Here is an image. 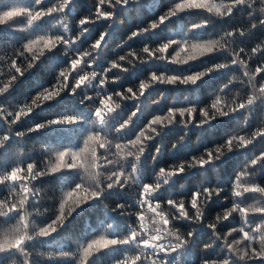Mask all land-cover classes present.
<instances>
[{
	"label": "trees",
	"instance_id": "1",
	"mask_svg": "<svg viewBox=\"0 0 264 264\" xmlns=\"http://www.w3.org/2000/svg\"><path fill=\"white\" fill-rule=\"evenodd\" d=\"M59 2L60 0H42V4L38 7L47 8ZM187 2L188 0H137L127 6L116 8L109 7L106 2L101 7L103 10L113 11V22L100 20L87 25L88 30L71 47L58 45L56 49L45 52L31 69L0 95V108L7 107L11 110L14 105L21 104L25 100L30 102L36 93L57 86L61 83L58 80L59 72L65 68L70 70L69 58L74 53L89 50L91 44L105 31L107 32L102 47L94 54L92 67L85 66V71L90 72L93 69L98 72L103 71L104 68L110 66L111 61L118 60L120 55H126L129 52H136L146 59L147 54L142 53L145 46L155 48L169 40L219 39L227 31L236 29L243 31L245 28H250L253 23L256 26L251 27L250 31L244 35L233 33L235 37L233 49L238 51L243 48L245 50L240 53V56L247 62L249 70L254 71L257 66L264 65V23H259L262 16L255 11L262 6L260 0H254L253 7L246 4L236 6L229 16L223 18L200 10H190L170 18L154 30L128 39L133 31L146 28L151 22H158V18L173 8L176 3ZM197 2H204V0H197ZM215 2L220 3V0H215ZM97 3L98 0H71L63 14L64 19H61L58 14H53L31 26H26V16H21L14 22L0 25V70L4 73L0 75V80L10 78L7 73L12 59H16L21 65H26L30 60L31 54L20 55L23 52V44L29 39L39 35L74 38L80 31L78 20L83 17L94 19ZM14 4L30 8L34 6V0H0V9L10 8ZM202 17L210 19L211 22L201 29L188 31L191 25L200 23ZM21 28L23 30H20ZM257 45H260L261 51L253 54L252 49ZM177 51V45H172L165 53L166 58H171ZM167 59L165 61H145L132 66L125 65L128 70L124 73L113 70L108 74L109 79H115L117 76L120 78L107 83L103 90L96 87L99 83L98 76L93 81L92 87H81L73 93L71 87L75 82V74H71L69 87L53 100L36 108L30 116L14 125L8 123L11 117L0 118V137L7 136L3 146H0V174L10 171L17 164L26 170L30 163L34 164L36 170L45 173L29 185L35 193L25 205L29 213L30 234L33 228L47 226L57 215H60L61 203H65V211L75 206L76 195L67 200L65 197L67 191L72 190L81 181L80 171L64 168L51 173L50 168L58 162L57 153L61 151L67 153L65 163L71 164V154L84 147L83 141L90 132L106 133L112 138L114 135L112 130L129 114L136 111L137 114L133 117L132 123L127 129L122 130L119 136L121 140L132 139L153 115H164L169 108L209 105L211 99L220 92L221 87L233 77L238 79L233 80L224 89L223 94L239 93L246 97L251 92L246 84L242 86L239 83L240 79H247L243 77V71L238 65H230L203 77L196 85H153L140 98V101L122 102L121 107L104 124L95 121L92 110L98 106V98H96L98 91L101 94H113L115 91H123L129 87L135 88L140 80L146 79L153 72L181 76L192 74L203 71L214 64L230 61L231 56L223 51L213 53L192 61L189 65L180 66L179 71H177L178 66L168 63ZM121 63L125 64V62ZM261 79H264V73L257 77V81ZM85 95L95 99L85 100ZM157 98H159V103H152ZM65 116L77 117V120L72 124H48L46 127L29 131V129H35L38 124H46L48 121L58 120ZM194 118H199L198 112L194 114ZM262 124H264V97H257L245 109L227 117L218 118L210 125L198 128L193 123L188 126L187 130L182 125H170L160 136L149 142L145 156L139 165L137 178L141 183H151L159 168H168L173 162L188 160L204 149L222 143L230 135L237 133L250 135ZM185 132H187L186 139L176 149L169 151L172 143L179 136L185 135ZM18 133H23V135H18ZM197 136H199L198 140ZM158 144L160 151L156 153V158L153 160L152 154ZM103 151L98 150L100 154H103ZM262 152H264V136H259L246 148L228 153L222 161L216 162L215 167L206 166L204 169H192L181 173L157 190L152 197L154 202H160L167 209L168 205L165 203L167 200L183 199L186 201V208L194 213L187 202L199 187L215 186L224 189L219 196L209 201L204 209L205 219L200 225H195L186 219L172 222L173 226L181 231L194 229L186 245L166 252L145 249L144 256L151 255L154 259L163 260L164 264H202L205 260L220 261L223 259H228L229 264H264V258L242 262L232 257L221 246L222 241L217 240L212 244L215 239L212 236L213 230L206 226V222L213 220L216 214L231 207L233 199L230 196V190L235 182L236 174ZM104 170L107 171V169ZM249 171L255 173L249 178L250 182L264 186V159L252 165ZM12 189L11 182L0 183V201L8 200L9 203L13 201L18 203L20 197L17 193L23 195L20 185L17 184L14 191ZM139 191V184H137L132 188L117 187L101 192L97 198L76 207L64 223L58 224L57 230L49 236L34 237L26 241L22 251L14 249L0 252V264H24L25 254L28 257V264H78L82 245L86 246L88 242L102 235L108 239H125L131 231L130 225L139 230L137 214L146 209V206H140L136 202L139 199ZM257 200L260 198L254 193L245 194L240 198L242 204L254 203ZM260 203L264 206V200H260ZM117 205H122V207H117ZM18 217L16 213L0 217V241L4 238V230L11 228ZM261 219L264 217L253 216L250 223L254 224ZM241 224V218L233 214L216 226L217 234L223 237ZM239 236L240 233H233L229 237V242L238 239ZM161 243L165 242L161 241ZM137 244L138 241H131L128 244L110 245L90 256L86 264H119L126 257L139 255ZM207 244H211V247L205 248ZM138 264H152V261L141 259Z\"/></svg>",
	"mask_w": 264,
	"mask_h": 264
},
{
	"label": "clouds",
	"instance_id": "2",
	"mask_svg": "<svg viewBox=\"0 0 264 264\" xmlns=\"http://www.w3.org/2000/svg\"><path fill=\"white\" fill-rule=\"evenodd\" d=\"M40 0H37L39 3ZM238 3L247 4L251 6L253 4V0H237ZM67 3V0H60L57 4V11L63 12L64 5ZM260 3L264 5V0H260ZM232 9L227 6L222 5V11L220 13L221 16H228L231 13ZM258 11L262 19L259 23H264V7H260L256 9ZM44 13H36L32 20H36L39 17L43 16ZM0 22H3L0 20ZM200 23H196L190 26L188 31L193 30L194 28H199ZM256 25L253 23L251 27H255ZM250 28H245L243 31L240 29H236V32L239 35H244L246 32L250 31ZM67 31V30H65ZM187 35V33H186ZM82 36V33H78L74 38L73 37H59V40L64 44H74L76 41H79ZM103 39V36L101 37ZM234 40L235 37L233 35V31H227L223 35L219 37V39H214L212 41L211 50H204L197 47H194L198 44H206L208 41L194 40V39H181V40H172L171 43L177 45L178 51L171 58L167 59L168 63L172 65H176L177 71H179L180 66L189 65L192 61H197L202 57H206L210 54L217 52H227L228 54L232 53L234 48ZM69 44V47H71ZM97 46L99 45V41L96 42ZM52 49H49L51 51ZM95 47L91 49V51H95ZM45 53H41L39 58L42 57ZM88 54V52L81 53V57H84ZM23 55V52H21ZM158 60H166L163 55L157 57ZM37 58L33 57V62L26 68L25 72L33 67ZM238 60L236 57H233L232 63H237ZM15 62L13 61V64ZM131 64L132 61L129 60ZM224 64H218L216 67H224ZM243 66V65H241ZM81 70H83L82 64L79 65ZM62 70L59 72L61 73ZM215 72L214 68H207L203 71L195 72L188 75H176V74H165L160 73L157 77L155 72L149 74V79L140 80V88L134 97H129L127 92L124 93L123 96H120V99H115L113 94H108V98L110 100L109 106L105 109L103 116L95 111V108L92 110V115L95 118V121L99 124H104L105 121L115 113L121 107V101L123 100H134L140 101V98L143 97L147 90L152 88L153 85H196L198 81H200L203 77L208 76L210 73ZM7 75H12L11 71L7 73ZM23 75V74H22ZM21 75V76H22ZM244 76L247 77V80L250 85L251 92L246 97L240 95L239 93L232 95H225L224 89L230 85L234 78H230L226 84L221 87L220 92H218L210 101L209 105L203 107L197 106H186V107H176L169 108L163 116L157 120L155 117L149 119L148 124L144 126L138 134L135 135L132 139L121 140L119 136L122 134V130L128 128V126L132 123L133 117L136 116V111H133L129 114L125 119H123L113 131V137L110 138L106 133L101 134L100 132H90L86 137L90 138V143L88 146L80 152L79 161L73 159L72 169H78L80 171L81 181L75 185L77 189H83L86 192L91 194V197L97 198L101 192L106 191L107 189L114 188H124L127 186L128 188H132L134 185L139 184V199H137V203L140 202L142 190L150 189L148 192L149 196H152L157 192L163 185H167L170 180L174 177L178 176L181 173L190 171L192 169H204L206 166L215 167L216 162L222 161V159L227 156L228 153L233 152L234 150H239L246 148L249 144H251L257 137L264 136V124L257 127L250 135H241L239 133L228 136L222 143L214 144L210 148L204 149L201 153L190 157L188 160H180L173 162L168 168L161 167L155 173L153 181L151 183H141L137 178V172L139 165L142 162V158L145 156L146 150L148 148L149 142L152 141L155 137L161 135L165 128L170 125L178 124L182 125L185 130H187L188 126L195 123L199 128L201 126L210 125L212 121L217 120L218 118L227 117L232 113L238 112L241 109H245L249 105L253 103V101L257 97H264V84H261L259 88L253 83L255 78V72L245 71L243 73ZM152 77H156L152 79ZM20 76L13 77V79L18 80ZM118 77L117 79H119ZM96 79L95 72H84L82 76L79 77V80L76 82V85L73 87L71 92H75L76 88H81V86L85 88L92 87L93 81ZM99 83H103L101 80ZM7 87V85H5ZM2 91V90H0ZM62 92V91H61ZM59 92L56 96L52 97L51 100L56 98L61 94ZM40 92L36 93L31 99L25 100L23 103L14 105L11 110L9 108L4 107L3 112L8 117H11L10 125L16 124L18 121L22 120L25 117H28L32 114V112L43 105L45 102L51 100H43L39 98ZM116 95H120L119 92ZM90 97L85 95L84 99L87 100ZM152 103H159V98L157 100L152 101ZM198 112L199 118H194V114ZM179 117V119H177ZM77 117L73 118V121ZM156 125L155 127L153 125ZM42 128V124L36 125L35 129ZM29 131H31L29 129ZM18 135H23V133H18ZM187 132L185 135L179 136L171 145L169 151L176 149L178 145H180L186 139ZM7 139V136L0 137V144H2ZM199 139V136L196 137ZM98 150H104L103 154H100ZM160 151L159 144L156 147L155 152L152 154V159L155 160L156 153ZM264 159V152L260 155L255 156L245 167L239 171L235 176V182L231 187L230 196L234 199L237 197H242L245 193H258V197L260 200H264V187H260L259 185L250 184V177L254 176L253 173L249 171V168L252 165L258 163L259 160ZM104 169H107L105 171ZM23 187V186H21ZM13 191L15 188L13 187ZM224 191L223 188L220 187H199L195 192L200 194L199 206L195 203L193 207L196 208L195 218L189 216L188 219L192 221L195 225H200L202 223L201 217H205L204 209L208 205L209 201L213 197H217L220 193ZM17 195L20 197L18 204L16 207L21 209V214L18 217L16 223L3 232V237H7L0 241V244L7 247L10 245H19L23 242L32 240L34 237H37V234H45L41 233V227L29 231V223L28 217L29 213L25 208L27 197L21 196L19 193ZM260 200H257L254 203L241 204L239 202H233L230 208H227V211H223L222 213L216 214L215 218L209 222H207L211 226H216L218 222L227 220L228 216L231 214H236L241 218L243 222L245 218L249 214L262 213L264 212V206H261ZM88 200L85 199L84 203ZM178 201H183L180 199ZM81 204H77L76 207H79ZM117 207H122V205H117ZM11 211L8 207V204L0 201V216H5L7 213ZM74 211V210H73ZM72 211L69 212L68 216L71 215ZM162 214L165 216H172V209L163 208ZM181 216L187 215L186 212L181 211ZM64 221L61 222L62 225ZM131 229L135 232L136 235H139L141 232L148 238V240H155L157 237L160 238L161 241L165 243H161L157 245V248L163 250L165 244L174 243L179 240L180 244L186 245L189 241V238L192 237L194 229H189L186 231H181L176 227L168 228L167 226L162 225L156 217L152 215V213L145 209V216L140 221L139 224V232H136V228L130 225ZM249 228V230L245 231V228ZM52 231H56V229H52ZM240 233L238 239H234L231 241L232 244V252L236 259L247 262L254 260V256H264V219L259 220L254 224V226L244 225L243 223L239 227H235L231 229V233ZM212 236L215 237L216 233L213 232ZM187 237V239H185ZM126 240L122 239V241ZM113 240H108L103 243H112ZM179 247V244L177 245ZM169 251H172L171 249ZM145 249L139 247V255L135 256L139 258L144 256ZM67 253H63L65 255ZM131 257H126V259H131ZM151 260V257L149 258ZM24 264H28V257H24ZM78 264H81L80 258L78 260ZM160 264H164L163 261Z\"/></svg>",
	"mask_w": 264,
	"mask_h": 264
},
{
	"label": "snow or ice",
	"instance_id": "3",
	"mask_svg": "<svg viewBox=\"0 0 264 264\" xmlns=\"http://www.w3.org/2000/svg\"><path fill=\"white\" fill-rule=\"evenodd\" d=\"M106 2L109 4V7L116 8V7L127 6L130 3L137 2V0H98V3L96 5V9H95L94 19L89 18V17H83V18H80L78 20V26L80 28L79 33H82V35H83L88 30L87 25L94 24L100 20H107L109 22H113L112 21L113 11H106V10H103V8L101 7V5L105 4ZM70 3H71V0H67V3L64 5L63 12L56 10L58 8V5L49 6L47 8L38 7L39 5L42 4V0H40L39 3H37V0H34V6H32L30 8L20 6L18 4H14L10 8L0 9V20L3 21V22H0V25H5L6 22H14L17 20V18H19L21 16H26V26H31L34 23L40 21L42 18L53 15V14H58V15H60L61 19H64L63 14H64L66 8L70 5ZM222 5L230 7L233 11V9L236 6L245 5V4L238 3L237 0H228V2H225V0H220V3H216L215 0H204V2H197V0H188L187 3H176L173 8H170L164 15H161L158 18V22H151L148 27L140 28L137 31H133L131 33V35L128 37V39L130 40L139 34L154 30L160 24L166 22L170 18L177 16L180 13H184V12H187L190 10H200L202 12H206L208 14H211V15L219 17V18L226 17V16L220 15V13L222 11ZM253 5H254V0H253V4L251 6H249V5L248 6L253 7ZM261 7H264V5H262ZM232 11H231V13H232ZM40 12L44 13V15L33 21L32 17L36 13H40ZM200 22H201L200 27L194 28L193 30L201 29L207 23H210L211 21H210V19H208L206 17H202ZM20 30H23V28H21ZM106 32L107 31L102 32L99 35V38L96 39L91 44L89 50L81 51L79 53H74L69 58V62H68V64L70 65V70L68 68H65L62 70L61 73L58 74V80L61 81V83H58L57 86H55L52 89L46 88L43 91H41L38 94L39 98L46 100V101L51 100L52 97L56 96L59 92L64 91L66 88L69 87V77L71 74H75L74 75L75 82H74V85L71 87V90H72L73 87L76 85V82L79 80V77L82 76L84 74V72H89V71L84 70L85 66H87L89 68L92 67V61L95 59L94 54L98 51V49H100L102 47V42H104ZM234 32H236V30H233V33ZM236 33H238V32H236ZM102 36H103V39H101ZM59 37H60L59 35H39V36H36L35 38L29 39L27 43H24L22 46L23 47V54L24 53L31 54V58L27 62L26 65H21V64L17 63L16 59L11 60L10 65H9V70L11 71L12 75L7 80H0V90H2V91H0V95L4 94L15 83L16 80L13 79L14 76L18 77V76H21L22 74L25 73L26 68H28V66L33 62L34 56L38 60L41 53L48 52L49 49H52V50L56 49L58 47V45H64L66 48L69 47V44H71V41H69V44H64L62 41L59 40ZM97 41H99L98 46L96 44ZM171 41L172 40H169L168 42L161 43L155 48H150L149 46H145L142 49V53L147 54L146 59L136 52H129L126 55H120L118 57V60L111 61L110 66L104 68L103 71L98 72L94 69L91 70L90 72L96 73V78H98V76H99V82L101 80L103 81L102 84L98 83L96 85V87L103 90L104 86L107 83L112 82L115 79H117L118 77H120V76H117L115 79H109L108 74L111 73L113 70H119L122 73L126 72L128 70V68L125 65L132 66L134 64L143 63L145 61L158 60L157 57L160 55H163L165 57V59H167L165 56V53H167L168 50L172 47V45H174V43H171ZM212 41L213 40H209V42L206 44H198V45H195L194 47L210 51L212 48ZM125 43H126V41H125ZM72 45L73 44H71V46ZM93 47H95V49H96L95 51H91V49ZM86 51L88 52V54L84 57H81L80 54L84 53ZM244 51L245 50L243 48L239 49L238 51L236 49H233L232 53L229 54L231 56L230 61L217 63V64H214L213 66H211L209 68H214L215 71H217L220 69L227 68L230 65H238L239 68L243 71V73L245 71H251V70H249L247 62L244 59H242L240 56V53H242ZM259 51H261L260 45H257L255 48L252 49L253 54H255ZM20 55H21V53H20ZM233 57L237 58V60H238L237 63H232ZM129 60L132 61L131 64L129 63ZM13 61L15 62L14 64H13ZM159 61H164V60H159ZM121 62H125V64H122ZM81 64L83 66V70H81V68L79 67V65H81ZM218 64H224L225 66L224 67H216V65H218ZM241 65H243V66H241ZM252 72H255V78H254L253 83L256 85L257 88H259V86L261 84H264V79L257 81V77L261 73H264V65L257 66L254 69V71H252ZM155 73L157 74V77L160 74V72H155ZM3 74L4 73L2 72V70H0V75H3ZM243 77L247 78L244 75H243ZM155 78L156 77H152V79H155ZM147 79H149V76L146 78V80ZM234 80H236V79L234 78ZM239 83L242 86L246 84L248 87H250L247 79L246 80L240 79ZM5 85H7V87H5ZM81 87H83V86H81ZM139 88H140V81L138 83V86H136L135 88L129 87V88L124 89L123 91H115L113 93V95H114L115 99H117V100H119L120 96H123L125 92H127V95L129 97H134ZM77 89H80V88H76V90ZM117 92H119L120 95H116ZM96 98H98V106L95 107V111L100 113L103 116L105 109L110 104L108 94H101V92L98 91ZM89 99H95V98L90 97ZM124 101H134V100H127L126 99V100L121 101V103ZM161 116H163V115L156 114V115H153L152 117H155L157 120H159V118ZM5 117H8V116L4 114L3 108H0V118L4 119ZM73 118H74L73 116H65V117H62L58 120L48 121L46 124H42V127H46L48 124H72V123H75L77 120L76 119L74 122ZM10 122H11V120L8 121V123H10ZM147 124H148V122L146 123V125ZM153 126L155 127L156 125L154 124ZM30 130L34 131L36 129H30ZM4 142L2 144H0V146H3ZM89 143H90V138L86 137L83 141L84 147L80 148L79 151L73 152L71 154L72 161H73V159L78 161V158L80 157V152L83 151L88 146ZM66 155H67V153H65L63 151L57 153V161L58 162L50 168L51 173H56V172H58L64 168L69 169V168L74 167L72 163L71 164L65 163ZM22 173H23V175H22ZM44 174L45 173L36 170L34 164H31V163L28 164L26 170L22 169L19 166V164H17V166L11 168L10 171L0 174V183L11 182L12 187H14V188L17 184H19L21 192L23 193L22 196L27 197L26 203H28L35 195V193L29 187V185L31 184L32 181L36 180L39 176L44 175ZM253 174L255 175V173H253ZM249 183L258 185L256 183L250 182V181H249ZM21 186H23V187H21ZM259 186L264 187L261 185H259ZM149 191H150V189L142 190L140 202L137 204L140 206H146V209H148L152 213V215L154 217H156V219L162 225L167 226L168 228H172V227H174L173 223H172L174 220H178V219L189 220L188 219L189 216L193 217V219L195 218L196 208L193 207V204L195 203L197 206H199L200 194L198 192H193L191 197H190V200L187 202L188 204H190L191 210H194V213H191L188 210V208H186V206H185L186 201L185 200L177 201L176 199H169L165 203L168 205V208L172 209L173 214H172V216H165L162 214V209L164 207L162 206V204L160 202H154L155 200L152 199L153 195L152 196L148 195ZM245 194H248V193H245ZM254 194H258V193H254ZM74 195L77 196V198L75 200V206L69 207L65 211V203H61L60 204V215H57L56 218L54 220H52V222L50 224H48L47 226L41 227V233H45V234L38 233L37 237H47L51 233L55 232V231H52V229L55 228L57 230L56 226L58 224H61L62 221H65L69 212L70 211L73 212V210L76 208V205L78 203L83 204L85 199H87L88 201L93 199V197H91V194L89 192H86L83 189H77L76 187H74V188H72V190L67 191L65 200H67L68 198H72ZM240 198L241 197L235 198L233 202L241 203ZM3 202L7 203L8 207L11 209V211H9L7 213V215L10 213H16L19 216L21 214V209L16 207V205L18 204L17 202L13 201V202L9 203L8 200H5ZM181 211L186 212L187 215L181 216V214H180ZM224 211H227V209H225ZM7 215H5V216H7ZM144 216H145V210H142L137 214V219L139 221V224H140V221L144 218ZM231 216H233V215L230 214L228 216V219ZM253 216L264 217V212L249 214L242 223L244 225L254 226L255 223L254 224L250 223L251 217H253ZM0 217H4V216H0ZM204 219H205V217L202 216L201 221ZM189 221H191V220H189ZM223 221H225V220H223ZM221 222L222 221L218 222V224ZM206 226L209 229L213 230L212 233L213 232L216 233L215 239L212 241V244L216 243L217 240L222 241L221 246L224 249H226L228 254H230L232 257L235 258L234 254L232 252V244H231V242H229V237L232 235L231 231L229 233L225 234V236L220 237L217 234L216 226H211L207 222H206ZM247 230H249V228L246 227L245 231H247ZM135 231L139 232V230H137V229ZM4 239H7V237H5ZM185 239H187V237H185ZM108 240H113L114 242L103 243V242L108 241ZM131 241H138L137 246L140 248L153 249V250H156L158 252H166V251H169L170 249L172 251H174L176 249H180L184 245V244H180V241L177 240L174 243L170 242L166 247L163 248V250H160L159 248H157V245L161 244V240L159 237H157L154 241L148 240V238L144 235V233L141 232L139 235H136L135 232L131 229L128 237L124 241L116 240V239H108L102 235L98 239H93L90 242H88L86 244V246L82 245L81 246L80 262H81V264H86V261L88 260V258L90 256H92L94 253L100 251L101 249H105V248L109 247L110 245L128 244ZM24 244H25V242H23L19 245L14 244V245H10L7 247L0 244V252H4V251H8V250H14V249L22 251ZM178 244H179V247H177ZM210 247H211V244L205 245V248H210ZM65 255H67V254H65ZM25 256H27V255L25 254ZM150 257H151L152 264H160V262L163 261L160 259H154L151 255L141 256L139 258H136L135 256H133L131 259L125 258V259L121 260L119 262V264H138V261H140L141 259L149 260ZM258 258H264V256H254L253 257V259H258ZM202 264H229V261H228V259H223L220 261L205 260V261H202Z\"/></svg>",
	"mask_w": 264,
	"mask_h": 264
}]
</instances>
